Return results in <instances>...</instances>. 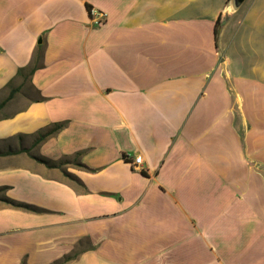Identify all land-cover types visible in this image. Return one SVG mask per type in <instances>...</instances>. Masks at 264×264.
I'll return each mask as SVG.
<instances>
[{"label": "crops", "instance_id": "crops-1", "mask_svg": "<svg viewBox=\"0 0 264 264\" xmlns=\"http://www.w3.org/2000/svg\"><path fill=\"white\" fill-rule=\"evenodd\" d=\"M0 264H264V0H0Z\"/></svg>", "mask_w": 264, "mask_h": 264}, {"label": "built area", "instance_id": "built-area-1", "mask_svg": "<svg viewBox=\"0 0 264 264\" xmlns=\"http://www.w3.org/2000/svg\"><path fill=\"white\" fill-rule=\"evenodd\" d=\"M90 14L93 16V17H95V16H99L100 18L99 19H97V20H95V22L97 23V24H101L102 23V21L104 20V14L103 13H101V12H98L96 9H94V8H91L90 9ZM131 164L133 165V167H138L139 165H141L142 164V155H140V154H137V155H135V157L133 158V160L131 161Z\"/></svg>", "mask_w": 264, "mask_h": 264}, {"label": "trees", "instance_id": "trees-1", "mask_svg": "<svg viewBox=\"0 0 264 264\" xmlns=\"http://www.w3.org/2000/svg\"><path fill=\"white\" fill-rule=\"evenodd\" d=\"M217 29H218V22L216 24V29H215L216 33H217ZM31 71H33V69ZM16 90L17 89H12L8 98L12 97L14 95V93L16 92ZM60 127H61V124L55 125V127H53L50 131H48L47 133H45L43 135H40L39 140L43 139L46 135H48V134H50V133H52L54 131H57Z\"/></svg>", "mask_w": 264, "mask_h": 264}]
</instances>
